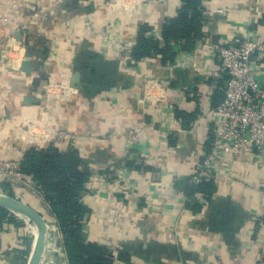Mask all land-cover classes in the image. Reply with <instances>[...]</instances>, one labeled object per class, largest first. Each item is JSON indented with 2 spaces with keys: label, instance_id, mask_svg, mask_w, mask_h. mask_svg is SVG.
I'll return each mask as SVG.
<instances>
[{
  "label": "crops",
  "instance_id": "1",
  "mask_svg": "<svg viewBox=\"0 0 264 264\" xmlns=\"http://www.w3.org/2000/svg\"><path fill=\"white\" fill-rule=\"evenodd\" d=\"M181 6L0 0V162L21 163L31 147L77 150L91 173L80 197L91 211L87 241L106 248L114 264H264V155L242 163L218 156L211 200L176 188L209 178L199 166L212 151L226 79L213 45L241 34L264 39V0H203L204 37L193 50L175 46L167 65L152 57L135 63L140 26L162 42L164 23ZM254 69L264 83V58ZM61 132L70 138L58 140ZM36 188L0 175V194L25 200L47 223L40 264H69L57 218ZM17 220L22 225L0 229V264L32 256L38 228ZM18 249L23 259L14 257Z\"/></svg>",
  "mask_w": 264,
  "mask_h": 264
},
{
  "label": "trees",
  "instance_id": "2",
  "mask_svg": "<svg viewBox=\"0 0 264 264\" xmlns=\"http://www.w3.org/2000/svg\"><path fill=\"white\" fill-rule=\"evenodd\" d=\"M180 1L182 6L177 16L167 20L163 25L162 42L148 37L150 26H140L132 51L135 63L152 57L160 58L164 65L170 64L177 57L175 46L180 45L183 50L191 51L204 37L203 0ZM262 21L264 25V18ZM81 166L82 159L77 150L63 151L55 145H49L40 149L31 147L27 150L20 169L21 173L33 178L36 189L55 214L64 236L69 264H114L106 248L87 241L84 222L91 211L80 202V197L91 173ZM176 188L187 197L202 194L208 200L217 192L214 178H204L201 182L186 178L179 181ZM8 195L13 197L12 192ZM9 223L20 226L23 222L17 220L11 211L0 207V229H4ZM15 251L14 257L18 260L27 254L24 249ZM119 259L125 262L130 260L124 254H120Z\"/></svg>",
  "mask_w": 264,
  "mask_h": 264
},
{
  "label": "built area",
  "instance_id": "3",
  "mask_svg": "<svg viewBox=\"0 0 264 264\" xmlns=\"http://www.w3.org/2000/svg\"><path fill=\"white\" fill-rule=\"evenodd\" d=\"M213 49L223 60L226 79L220 86L224 98L213 111L216 129L212 151L199 166L209 178H213L211 170L218 156H230L242 163L244 160L258 161L264 155V83L256 78L254 69V60L264 58V39L258 34H241L230 44H214ZM69 138L65 132L57 137L60 141ZM135 139L131 132L129 146ZM20 164L0 162V175L30 187L35 182L21 173Z\"/></svg>",
  "mask_w": 264,
  "mask_h": 264
},
{
  "label": "water",
  "instance_id": "4",
  "mask_svg": "<svg viewBox=\"0 0 264 264\" xmlns=\"http://www.w3.org/2000/svg\"><path fill=\"white\" fill-rule=\"evenodd\" d=\"M0 207L11 212H19L27 216L38 228L32 256L28 264H40L45 250V239L47 235V223L44 217L32 206L17 197L0 195ZM27 218V219H28Z\"/></svg>",
  "mask_w": 264,
  "mask_h": 264
},
{
  "label": "rangeland",
  "instance_id": "5",
  "mask_svg": "<svg viewBox=\"0 0 264 264\" xmlns=\"http://www.w3.org/2000/svg\"><path fill=\"white\" fill-rule=\"evenodd\" d=\"M37 71H40V72H42L41 70H42V67L44 68V66H39V65H37ZM45 73V72H44ZM43 79V78H42ZM32 186V185H31ZM29 187V186H28ZM2 195H8V194H2ZM9 196V195H8ZM25 201V200H24ZM12 214H15L19 219H22V220H25V219H27L28 217L27 216H25L24 214H22V213H19V212H15L14 211V213L13 212H11ZM20 216V217H19ZM29 219V218H28ZM30 220V219H29ZM32 221H26V223H28V224H33V223H31ZM37 234V233H36ZM32 245V244H31ZM32 248H33V245H32ZM32 252H33V249H32V251H31V254H32Z\"/></svg>",
  "mask_w": 264,
  "mask_h": 264
}]
</instances>
